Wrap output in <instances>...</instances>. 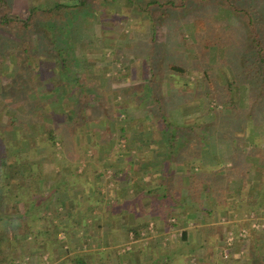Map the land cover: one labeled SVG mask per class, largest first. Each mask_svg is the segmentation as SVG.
Segmentation results:
<instances>
[{
    "label": "crops",
    "instance_id": "0c3cea01",
    "mask_svg": "<svg viewBox=\"0 0 264 264\" xmlns=\"http://www.w3.org/2000/svg\"><path fill=\"white\" fill-rule=\"evenodd\" d=\"M106 1L112 3L113 0ZM127 1L129 7L123 5V14L120 15L125 21L129 20V28L135 22L131 18L141 20L138 23L140 28L136 27L137 33L164 26L161 21H143L142 15L145 13L136 5L138 2L146 4L160 0H133L136 2L134 4L130 3L132 0ZM109 9L107 6L103 8V12L110 14ZM220 10L223 11L221 8ZM98 14L100 7L94 13ZM108 26L109 23L103 24L101 29L93 26L90 44L92 51L111 46L112 38L108 36ZM120 38L118 42L122 41ZM156 38L151 39L152 46H148L150 50L160 48ZM138 39L140 44L149 42L148 36L144 40ZM147 53L139 61L143 68L138 70V74L139 78L141 74L144 77L143 83L151 78V71L146 68L148 60L152 58L154 63H159L157 55ZM129 54L130 50L122 54L119 63L126 69L131 64L127 58ZM100 63L96 60V65ZM105 69L96 68L89 76L96 77L95 80L102 90L105 82L108 85L111 82L106 87L109 90L121 77L114 76L112 71V77H108L109 72H105ZM174 77L176 76L165 75L162 85ZM142 87L140 86L138 92H142ZM163 95H166L164 90ZM177 101L173 106L174 110H170L172 116L173 113L191 111L192 105L187 107L183 96L177 98ZM126 103L129 104V101ZM127 104L123 111L128 117L134 113H146L144 106L140 108L134 105L135 108L131 109ZM114 105L112 104L110 110V120L104 117L98 120L99 128L107 130L109 126L112 129L114 125L117 127L115 118L112 117L115 113ZM259 108L248 105L242 107L240 110L245 112L244 118L220 125L214 133L211 121L195 123L180 120L175 123L172 120L171 129L186 137L179 138L177 135L170 146L164 135L161 139L148 136V131L154 132L157 126L147 122V119L142 124L126 120L127 124L117 127L121 138L127 136L123 149L120 148L122 143L119 140L116 142L98 129L95 132L91 123L92 141L84 145L87 149L85 157L75 154L72 161L70 160L71 164L64 163L61 170H56L58 177L60 175L64 181L60 180L56 184L55 172L50 174L42 168L43 190L46 192L54 186L57 187V197L63 205L76 208L69 215L73 218L71 223L65 213L55 214L58 217L56 223L61 228L60 231L58 229L57 238L67 245L59 249L54 246L47 255L55 260L56 255L59 258L63 255L59 252L62 249L66 252L72 248L79 249L81 243L91 242L90 246L94 248H115L118 241L128 242L134 239L137 246L133 245V250L122 254L121 259L128 258L131 261L138 256L139 263L141 255H160L163 239L172 232H179V240L183 244L194 246L190 250L193 258L196 255L203 256L202 258L210 262L214 257L224 255L225 260L220 259L217 264H264V119H255V114L264 110V106ZM195 129L197 132L201 129L202 132L197 134ZM75 134V143L80 145L78 136L86 133ZM131 134L135 136L132 138ZM72 165L77 169L74 178L71 177V170H66ZM109 174L110 178H106L105 175ZM64 207L68 208L66 205ZM59 208L60 211H65L63 207ZM188 225L193 227L189 228ZM138 229L139 239H135L132 230ZM243 231L246 233L241 237ZM176 251L177 248L166 252V255L173 257ZM114 252H111L112 259L117 256L116 253L113 255Z\"/></svg>",
    "mask_w": 264,
    "mask_h": 264
},
{
    "label": "rangeland",
    "instance_id": "374dc122",
    "mask_svg": "<svg viewBox=\"0 0 264 264\" xmlns=\"http://www.w3.org/2000/svg\"><path fill=\"white\" fill-rule=\"evenodd\" d=\"M56 1L57 0H12L9 9H3L2 12H7L8 17L14 21L18 20L24 22L28 15V9L30 8L31 4L34 3L40 6L46 5L47 7L48 5L56 4ZM58 1H62L63 3L69 5L76 4L79 2H75L74 0ZM87 2L88 4H86V6L99 5L100 14L89 15L88 18L85 14H91L92 12H89L86 9L83 11L82 15H85L86 19L89 20L87 22H85V20L83 21V26L85 27L82 28L84 39H81L80 42L76 43L77 50H75L73 59L75 58L79 61V63L78 65H75V63L72 62V64L73 66H75V71L78 72L79 76H83L87 84H89L91 89L93 90L92 101L89 102L90 106H97L99 104V100L103 99L104 97L105 100H107L109 103L111 102L113 105L115 104V113H113L112 117L115 118L114 123L117 125L118 128L119 126H124L125 124H127L128 121L126 122V120H134L136 122L138 121L141 123L147 119V122H150V120L148 119L151 118L150 116H152V112H150V115L149 113L144 114L142 112H140V115L138 113H134L130 115V118L123 111V108L125 107V104H127L126 96L131 91L128 89V87L130 86V88H132V86H134V91H137L140 86L143 85L142 81L144 77L141 74L139 78L138 74L139 71L143 68V65L140 64L142 60L141 57H143L144 55L146 56V54H148L147 52H151V50L149 49L152 46L151 39H155L156 37V41H158L159 46L165 47L163 49L164 51L168 53L171 52L174 54L173 56L170 55V57H166V54H164L162 58V61L165 62L164 74L166 76L173 75L176 77L172 78V80L170 81L164 82V85H161V91L163 94L164 90V93L167 95L164 96V98H166L165 110L168 113V116L171 117V120H174L175 123L176 121L180 120L192 121L195 123L202 121H211L213 124L212 126H214L212 127V131L214 133L218 130V126L228 123L230 121H238L244 118L245 112L240 110L242 109V107L248 105L260 107L259 109H262V107L264 106V88L262 89L261 85H259L257 82V80H260L261 78L259 76H255L257 75V71L255 70V68L258 65L256 63V53L255 50L252 48L251 42L253 33L247 35L243 30L245 28H243L240 21L237 25L231 26L230 24H232V21H234L232 19L234 18L231 17V20H228L229 17L227 16V14L224 13V10L221 11L220 7L217 4L208 3L206 5V8H201L200 13H187L184 19H182L181 17H179L177 21H175L176 18L170 19L167 23L169 24V26L159 27L158 29L152 27L149 32L142 30L141 33H137L136 27L140 28L138 23L141 20L131 18V20H134L135 22H133V24H131V27L129 28V20L125 21L124 18H122V15H120L123 14L121 9L123 5L127 8L129 7V3L127 0H113L112 3L105 2L103 0H89ZM159 2L163 4L166 3L165 1L161 0ZM251 3L254 5V7L250 6ZM260 3L264 4V0L260 1ZM260 3L253 2V0H251L249 3H243V8L244 10L255 9L253 12H259L258 10L260 8ZM107 6L110 7V14H105L103 12V8H107ZM117 11L119 15H117ZM142 17H144L142 19L143 21H147L149 19L146 14H143ZM260 17V15H255L253 17V29L257 31L256 34L259 36V38H261V40H263L264 43V30L260 29L262 28ZM105 23H109L108 36L109 38H112V40L110 39L111 46L108 48H98L92 51L90 44L91 35L94 29L93 26L95 25L96 28L101 29L102 25ZM77 25L80 24L77 23ZM143 29L146 30L147 28ZM79 31L81 32V28L79 29ZM0 34L5 39L9 38L12 42H15L14 44L19 43L23 37L25 38L24 33L18 32L17 30L15 31L13 29L10 30V28L6 31L0 32ZM147 36V41L149 42H142L140 44L138 38H142L144 40V38H146ZM119 38L122 40V43L118 42ZM36 39L37 37L35 35L32 34L30 36L32 48L33 46H35L36 48V43L38 40ZM28 40L29 39H27L26 41ZM163 40L164 43H162ZM26 41L23 46H26ZM74 41L77 42L76 40ZM12 48L17 49L16 47L6 48L5 45H3L2 43L0 50L1 52L7 54L11 50L13 51ZM129 50L130 54L127 58L129 59L128 61H130L131 64L129 66L127 65L130 69H126L123 68V66L119 63L120 59L122 58V54ZM159 50L160 48L156 49V51L159 53L157 57H159L160 59ZM7 55L0 56V126H2L3 129H0V138L2 136H5V139L7 138L8 134L7 128L9 124V116L13 114V117L16 119V121H22L21 119L24 118L22 113L23 111H26L21 107V103L14 104L15 102H13L9 104L8 100L12 99L11 96H5L3 94L1 95L2 91L7 87L9 81L14 78L13 76H15L16 73L21 74L19 71V66L20 63L23 62L20 61V58H22L20 55H18V57H16L17 55H12V53ZM130 59L134 61H131ZM245 59H249L247 60V63H249V65L252 66L254 69L249 75L245 74L242 71L244 66H246L244 61ZM39 60H41V57L35 56H32L28 59V61H31V64H33L34 66ZM96 60L101 63L96 65ZM102 61L104 63H102ZM69 62H71V60ZM170 62L174 65L182 66V68L186 70V75H180L177 72H172L169 69L166 70V65H169ZM196 62H198V65L196 64ZM47 63L49 64L47 66L49 68V73L51 75L52 81L50 83V81L47 80L42 81L38 80L37 78L34 79L35 86L33 88L36 91V94L30 92L27 98L31 102L37 103L39 105V107L35 108L34 111L37 114L33 113V115L31 116L26 114V116H29V118H31L28 123L30 125L28 133L16 126L13 132L14 139H22L25 136L27 137L33 131L34 133H37L36 123H42L44 121L46 124L53 123L54 121H61L59 119L60 115L63 114L62 109L56 102H53L48 99V95L51 92L52 86L56 88L54 91V98H56L59 103L65 102L67 106L66 110H70V107H72L75 103L74 98L68 94L67 87L63 86L62 82L60 81L61 76L65 75V73L63 71H60L59 65L55 66L52 60H47ZM96 68L99 70L106 68L105 72H109L108 77H112V71L114 72V76H120L121 79H119V81H116L114 85L112 84L113 87L109 90L106 89V87L110 86L111 82L109 83V85L107 84L108 82H105V84L102 86L104 89L102 90L98 85V81L95 80L96 77H89L92 72L94 73V70ZM199 69H201V72L195 76L196 71H198ZM236 69L238 72L236 71ZM33 72L35 78L38 72L37 67L34 69ZM202 74H206L207 76H203ZM48 86H50L51 88H49ZM59 86H62L63 88H60ZM58 87L60 89H58ZM260 92L261 96H259ZM181 96H183L185 105L187 107L192 105V109L195 110L192 111L191 109V111L184 113L179 112V114L173 113L172 116L170 110H174L173 106L178 103L177 98ZM127 105H129L131 109L135 108L130 104ZM150 105L151 103L148 104V106ZM44 111L46 113H44ZM50 116H52L53 119H51L54 120L53 122L50 120ZM55 116H57L58 118H56ZM94 116V123L92 122L91 126L94 127L95 132L98 129V131H102L103 134L105 133L106 135H109L113 140H116V142L117 140H119L122 143L120 145V148H125L127 143V136L121 138V134L117 132L118 130L115 125L114 129H112L111 126L107 127V130H104L103 127L99 128L100 121L98 122V120L102 119L103 115H101L100 112H97ZM181 116L185 117V119ZM255 116L256 120L260 121L261 119H264V110L262 109L257 114H255ZM196 126L199 125L196 124ZM200 126H203V124ZM61 127L64 126L58 125V128ZM87 128L89 129L90 126ZM197 129H195L196 132ZM82 130L86 132L85 126L82 128ZM149 131V137L152 136L160 139L163 137V134L165 138H167L169 134V132L163 128L156 129V132ZM182 131L186 132V130ZM200 131L202 132L201 129ZM200 131H198L197 134H199ZM130 136L133 138L135 134H131ZM65 137H68L69 141L74 140L72 139L71 135H65ZM78 137V142L80 143V145L83 146V148H86L84 147V145L89 144V142L92 141V138L89 133L81 134ZM125 139L126 141H124ZM68 145H70V142L66 144V147ZM63 150L64 148L57 145L54 151L56 152V156L59 158V161L56 163L46 162L42 165L43 169H45L47 173L52 174L53 172H55L54 174H56V170H61L60 168L64 163L66 165L71 164L70 160H68V158L66 157V154L61 153ZM28 153L24 152L23 156L29 155ZM89 155L90 153H88V156ZM81 167L83 168L82 165ZM68 170L70 171V169ZM105 176L106 178H110L111 174ZM55 179L56 181H64L63 178L60 176L55 177ZM56 219L57 218H51V222L48 224L52 223L58 225L56 223ZM188 227L192 228L193 226L188 225ZM178 235L179 232H172L164 238L165 240L163 239V246L161 248L160 255L158 254L155 257L151 255L145 257L141 255V258L139 260L140 262L138 263V256H136V259H131V261L130 259L128 260V258H125L124 260L121 259L123 256L122 254L133 250L132 246L134 245L135 247V245L137 244V241H135L134 239H130L128 242L118 241V246L115 248H107L108 246L103 248H94L93 246H90L91 242L83 244L81 243L79 249L72 248L71 251L67 252L62 249L59 252L63 254L62 256H64V258H62V256L61 258H59L56 255L54 260L53 258H50L47 255L48 253L44 252L43 249L41 250L40 248H38L37 244L34 243L32 239H28L29 241L27 242H29L31 246H28L29 249L27 248L24 252L22 250L23 243L20 241V239L17 238L18 235L15 234V244L12 245L15 246V249L10 248V243L7 244V246L12 251L15 250L14 253H11L13 254L11 255L13 258H11L9 262L3 261V264H78L79 260L84 261V264H134V262H136V264H162L165 262L164 259H166V256H163V254L166 255V252L169 253L175 250L176 248L177 250L179 248L182 249H179L180 252H177L178 254H180V256L175 259V264H217L218 260H225L226 257H224V255H218V257H214V260H211L210 262L202 258L203 256L199 257L198 255H196V257L193 258L190 255V250L194 246L185 247L186 244H183L181 240H179L180 237ZM120 238H122V235L120 236ZM65 245L67 244L60 242L57 248H63ZM86 245L88 246L86 247ZM169 245H171L170 248ZM84 246L86 248H84ZM111 249L115 251L113 255H115V253L117 255L114 259H112L113 256L111 252L113 251H110ZM195 249H197V247ZM40 251L41 254H39V258L34 256L35 253L38 254Z\"/></svg>",
    "mask_w": 264,
    "mask_h": 264
},
{
    "label": "trees",
    "instance_id": "16d2710c",
    "mask_svg": "<svg viewBox=\"0 0 264 264\" xmlns=\"http://www.w3.org/2000/svg\"><path fill=\"white\" fill-rule=\"evenodd\" d=\"M87 1L89 0H79L77 4L69 5L57 0L56 4L48 5L47 7L46 5L40 6L33 3L28 9L26 20L22 22L18 20L14 21L8 17L7 12H2L3 9H9L12 0H0V32L6 31L10 28V30H17L18 32L25 34V38L23 37L20 42L16 44H14L15 42H12L9 38L5 39L0 34V47L2 43L6 48L16 47L17 49L12 48L13 51L11 50L7 54L12 53V55H17L16 57L20 55L22 57L20 58V61H23L19 66L21 74L16 73L17 75L15 74V76H13L14 78L9 81L1 95L11 96L12 99L8 100L9 104L13 102H15L14 104L21 103V107L26 110L22 113L24 116V118L21 119L22 121H16L13 114L9 116L7 138L5 139V136H2L4 137H1L2 139L0 138V264H3V261L9 262V260L13 258L11 256L13 254L11 253H14L15 250L12 251L10 248L15 249V246H12L15 244V234L18 235L17 238L23 243L22 250L24 252L28 246H31V244L27 242L29 241L28 239H32L33 242L37 244V247L41 250L43 249L46 253H48L54 246H58L60 242L64 243V241L57 238L59 233L58 229L59 231L61 229L60 226L48 223L51 222V218L55 217L58 219L56 215L61 214V212L65 213L68 222L71 223L73 218L69 215L71 214V211H75L76 208L70 207V209L67 204L63 205V202L57 197V187L54 186V188L46 192L43 190V178H41L42 165L46 162L56 163L59 161V158L54 151L57 145L64 148L61 153L66 154L68 160L73 159L75 154L84 158L87 149L80 145H76L75 138L77 134L74 132L76 131L78 134L82 132L86 134L89 133L90 135V128L88 129L87 127L90 126V123H92L93 117H95L94 115L97 112H100L106 120H110L111 102L109 103L104 97L99 100L97 106H90L89 102L92 101L93 90L90 85L87 84L83 76H79L78 72L75 71V66L72 64V62H74L75 65H78L79 63L78 60L75 58L73 59V56L75 50H77L76 43L80 42L81 39H84L82 33V28L84 27L83 21L85 20V22H87L89 19H86V16L89 18V15H93L96 12V9L99 8V5L86 6V4H88ZM103 1L109 2L106 0ZM250 1L251 0H178L167 1L165 4L160 3L159 1H152L146 4L138 2L136 5L148 16L151 23H158L161 21L164 26H169L167 23L170 19L176 18L175 21H177L179 17L184 19L187 13H200L201 8H206L208 3L217 4L222 10H224V13L227 14L229 17L228 20H231V17L234 18L232 19L234 21L230 24L231 26L237 25L240 21L243 28H245L243 30L247 35L253 33L251 42L252 48L256 53V63L258 65L255 68L257 71V75L255 76L261 78L260 80H257V82L263 89L264 43L256 34L257 31L253 29V17L255 15L261 16L262 28L260 29L264 30V4L260 3L262 0H253V2L260 3L259 12H253L255 9L244 10L243 3L246 4ZM130 3L134 4L136 2L132 0ZM143 4H145V7ZM250 6L254 7L252 3ZM85 9L92 13L85 14L86 16L82 15ZM77 23L80 25H77ZM80 28L81 32L79 31ZM32 34L38 39H36V48L35 46L32 48V43L30 42V36ZM27 39L29 40L26 41ZM25 41L26 46H23ZM161 47L162 46H160L159 50V63H154L152 58L147 62L146 68L151 71V78L143 83L142 86L144 87L142 92H138V90L134 91V86H132V88L129 89L131 90L130 93L126 97L128 98L127 100L129 101V104L132 106L136 105L135 107L140 108L144 106V108H146V113H149V115L150 112H152L150 122L157 126V129L160 127L169 132L167 136L168 140L166 142L168 146H170L171 143L175 142L177 135L178 137L180 136L179 138H185L186 136L179 135L178 133L176 134V132L171 129L172 120L165 110L166 98H164L161 91L162 77L165 76V62L162 61V58L164 54H166V57H170V55L173 56L174 54L164 51L163 49L165 47H162L161 50ZM156 49L157 48L151 49L152 55H159ZM7 54L0 50V56ZM32 56L41 57V60H39L35 66L31 64V61H28ZM47 60H52L55 66L59 65V70L65 73V75L61 76L60 81L63 86L67 87L68 94L74 98L75 103L70 107L71 111L66 110L67 106L65 102L59 103L56 98H54L55 89L54 86H52L48 99L56 102L62 109L63 114L61 113L62 115H60L59 119L61 121L55 122L52 120V116H50V120L52 122L54 121L53 123L45 124L44 121L42 123H36L37 133H34L33 131L32 133L34 134H27V137L25 136L22 139H14L13 132L16 126L28 133L30 127L28 123L31 120L29 116L36 113L34 112L35 108L39 107L37 103L31 102L27 98L30 92L36 94V91L33 88L35 86L34 79L37 78L42 81L47 80L50 81V83L52 81L47 66L49 65ZM70 60L71 62H69ZM247 60L249 59L244 60L246 66H244L242 71L249 75L254 69L249 63H247ZM36 67L38 72L37 76L34 78L33 71ZM168 69L172 72H177L180 75H186V70L182 68V66L174 65L171 62L169 65H166V70ZM200 72L201 69L196 71L195 76ZM202 75L207 76L206 74ZM259 96H261V92L259 93ZM149 103H151L152 107L151 105L148 106ZM44 113L46 112L44 111ZM26 114L29 116H26ZM55 117L58 118L57 116ZM58 125L64 127L58 128ZM158 125L160 126L158 127ZM84 126L86 132L82 130ZM0 129L3 130L2 126H0ZM65 135H71L74 140L69 141V138L65 137ZM68 142H70V145L66 147ZM24 152H29V155L23 156ZM68 169L71 170V177L74 178L77 171L76 167L72 165L71 168H67L66 170ZM56 176L58 177L57 174ZM57 183L58 181H56V184ZM65 205L68 207L67 209L64 207ZM60 206L63 207L65 211L62 209L60 211ZM132 231L135 239H139V229ZM8 243L11 244L10 248L7 246ZM189 246L190 244H186L185 247ZM179 249L181 250L182 248ZM178 250L173 253V255L175 254L173 257L166 255V259H164L166 262L162 264H170V262L175 264V259L180 256V254L177 253L180 252V250ZM39 254H41V251L38 254L35 253L34 256L39 258ZM78 264H84V261L79 260Z\"/></svg>",
    "mask_w": 264,
    "mask_h": 264
},
{
    "label": "built area",
    "instance_id": "2783aa9c",
    "mask_svg": "<svg viewBox=\"0 0 264 264\" xmlns=\"http://www.w3.org/2000/svg\"><path fill=\"white\" fill-rule=\"evenodd\" d=\"M245 233H246L245 231L241 232L240 236L244 237Z\"/></svg>",
    "mask_w": 264,
    "mask_h": 264
}]
</instances>
